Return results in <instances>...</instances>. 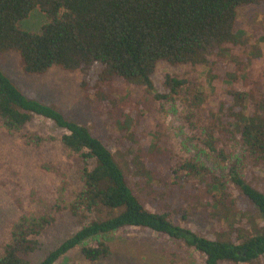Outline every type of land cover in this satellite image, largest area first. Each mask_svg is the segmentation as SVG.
Returning a JSON list of instances; mask_svg holds the SVG:
<instances>
[{"label": "trees", "instance_id": "16d2710c", "mask_svg": "<svg viewBox=\"0 0 264 264\" xmlns=\"http://www.w3.org/2000/svg\"><path fill=\"white\" fill-rule=\"evenodd\" d=\"M263 1L0 0V54L15 52L25 73H44L56 66L81 72L85 86L104 83L114 75L143 87L147 94L154 92L157 100H170L168 111L172 113L177 111L175 95L189 103L191 110L185 121L195 132L187 134L181 129L188 156L168 165L172 156L156 142L123 149L119 154L140 181L142 192L154 201L159 200L161 183L171 187L183 181L195 188L200 182V194L207 198L202 205L210 208L208 212L220 225L214 237H209L176 224L173 212L147 208L111 146L85 124L26 95L0 67V122L6 132H19L35 115L48 118L65 129L61 143L80 162L76 187L64 193L67 188L60 186L53 203L38 196L44 204L41 211H25L13 220L0 264H33L30 255L40 245L36 236L53 222V208L67 209L74 217L88 220L35 264H54L80 243L88 259L107 256L111 247L101 235L128 226L149 228L183 242L204 256V264H262L264 191L246 180L243 168L252 165L264 170V108L255 115L242 111L239 105L249 92L230 88L237 77L245 79L242 73L260 80L256 78L264 70V60L258 59L260 50L246 55L247 65L258 60L257 68L244 65L243 70H236L237 77L233 69L219 76L224 96L217 110L201 107L206 100L203 85L166 74L168 91L155 92L151 75L161 60L170 65H199L212 85L220 73L217 66L221 68L224 60L242 63L232 55L230 46L241 42L236 29L237 9ZM35 10L44 18L39 29L20 26ZM260 99L264 107L263 94ZM226 101H231L230 105ZM201 109L207 118L198 115ZM195 115L194 121L191 118ZM166 171L172 182L166 179ZM183 211L180 207L176 213ZM89 237L96 239L95 245L84 242Z\"/></svg>", "mask_w": 264, "mask_h": 264}, {"label": "rangeland", "instance_id": "374dc122", "mask_svg": "<svg viewBox=\"0 0 264 264\" xmlns=\"http://www.w3.org/2000/svg\"><path fill=\"white\" fill-rule=\"evenodd\" d=\"M43 22L41 12L35 10L19 24L23 28L37 30ZM236 24L241 42L230 45L231 52L245 64L236 65V62L224 60L221 68L217 66L220 73L216 74V79L210 85L202 66L170 65L161 60L151 75L155 92L168 91L164 85L166 74L186 78L203 85L206 100L201 107L209 111L217 110L219 100L224 96L221 75L231 69L232 73L241 71L244 65L257 68L258 60L255 59L247 65L246 55H252L254 51L258 54L260 50L258 59L262 62L264 60V1L239 7ZM0 67L26 95L53 106L70 119L85 124L91 133L111 146L114 157L125 169L131 186L141 196L147 208L152 211L173 212L172 220L176 224L214 237V232L220 225L210 215V208L202 205L207 198L203 193L200 194L203 187L200 182L195 188L191 183L183 181L171 187L161 183L159 200L154 201L143 193L140 181L127 168L125 160L119 154L123 149L146 147L156 142L172 156L166 162L168 165L188 156L189 153L182 145L184 132H195L194 127L185 121L187 112L191 110L189 103H184L175 95L177 111L172 113L168 111L170 100H157L152 96L154 92L147 94L143 87L114 75L108 76L107 78H111L104 83H88L85 86L81 72L66 71L56 66L48 68L44 73L28 74L21 69L18 55L12 51L0 54ZM240 76L245 79L237 77L230 88L247 91L250 95L239 108L251 115L261 114L264 107L259 101L262 94L264 95V70L257 73L256 78L260 79L258 81L252 79L248 73ZM131 102H136V105L133 107ZM230 103L226 101L225 104ZM199 112L200 117L207 118L203 109ZM196 118L195 115L191 119L195 121ZM63 133L65 129L39 115H35L25 127L14 134L7 133L0 122V253L10 239L13 220L22 212L41 211L44 208V204L37 200L38 196L53 203L60 186L67 188L64 193H68L79 184L80 162L63 147ZM210 162L207 161L209 164ZM167 172L166 179L169 177ZM243 176L264 191V170L247 165L243 168ZM168 182H172L171 178H168ZM180 207L184 210L182 214L176 213ZM51 213L54 214L53 222L36 236L40 245L30 255L33 264L88 220L74 217L67 209L53 208ZM101 238L106 239L111 247L107 256L88 259L82 253L80 243L61 255L54 264H204V256L195 249L149 228L128 226L114 233L101 235ZM84 242L95 245L96 239L89 237ZM261 263L264 264V259Z\"/></svg>", "mask_w": 264, "mask_h": 264}]
</instances>
